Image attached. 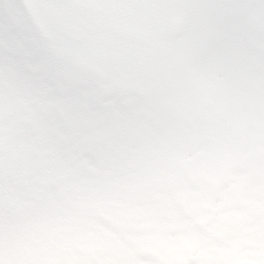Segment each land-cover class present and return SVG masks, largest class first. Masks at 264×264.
Masks as SVG:
<instances>
[{
	"label": "snow or ice",
	"instance_id": "6c2138e0",
	"mask_svg": "<svg viewBox=\"0 0 264 264\" xmlns=\"http://www.w3.org/2000/svg\"><path fill=\"white\" fill-rule=\"evenodd\" d=\"M7 4L0 264H264V0Z\"/></svg>",
	"mask_w": 264,
	"mask_h": 264
},
{
	"label": "clouds",
	"instance_id": "9594fccd",
	"mask_svg": "<svg viewBox=\"0 0 264 264\" xmlns=\"http://www.w3.org/2000/svg\"><path fill=\"white\" fill-rule=\"evenodd\" d=\"M0 8L6 12L8 8L7 0L0 3ZM238 14L248 20H253L261 15H264V5L260 4H244L238 8Z\"/></svg>",
	"mask_w": 264,
	"mask_h": 264
}]
</instances>
